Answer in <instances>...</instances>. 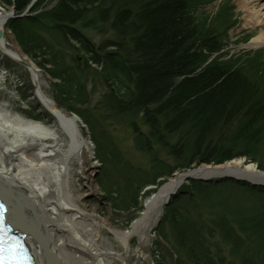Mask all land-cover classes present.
<instances>
[{"label":"rangeland","instance_id":"rangeland-1","mask_svg":"<svg viewBox=\"0 0 264 264\" xmlns=\"http://www.w3.org/2000/svg\"><path fill=\"white\" fill-rule=\"evenodd\" d=\"M57 1H38L35 7H27L18 14L16 22L27 50H34L40 57L37 59L45 64V69L36 67V70L47 96L55 100L58 92L54 83H62L54 80L49 72L67 73L72 80L66 86L72 89L73 95H78L79 107L73 108L65 103L57 106L76 116L82 134L93 142L89 141L88 147H83L80 160H74L75 194L80 206L100 220L101 236L108 238L120 251L113 229H129L159 188L176 173L188 170L171 169L176 162L169 151L172 145L179 147L188 142V136L185 137L188 127L183 122L173 129L164 128L166 112L164 115L153 114L152 122H148L145 106H125L129 91L125 75L114 69L120 72L114 74L115 84L112 85L111 79L104 81L101 72L105 66L92 63L78 43L62 36L50 19ZM107 1L110 3L108 19L98 24V28L92 29L90 23L85 24L86 21L82 20L97 5H86L88 8L77 22L90 43L105 39L104 44H110V39H114L110 21L116 6L125 3L124 0H114V3L104 0L105 6ZM132 1L134 9L143 2ZM182 1L192 21L199 25V34L209 33L219 46L211 54L203 51L201 57L206 58L203 65L218 63L227 71L237 67L238 73L252 83L250 102L258 106L252 108L264 109V46L254 48L248 45L260 26L245 27L244 12L238 0ZM0 10L15 12L13 7L2 4ZM130 18L133 21L132 15ZM128 32L120 38L115 37L125 51L112 47L106 51H117L120 56L121 52H127L130 46ZM4 36L6 46L16 51L20 58L0 52V101L7 100L11 109L23 115L51 121V114L34 94L36 83L26 63H33L32 59L6 26ZM117 52L114 59L121 60L118 61L124 66V59H120ZM112 87L116 94L111 92ZM155 105L147 108L152 109ZM140 109L139 117L137 112ZM258 126L259 133L245 148L249 156L232 158L247 159L257 169V161L264 157V119H257L254 128ZM242 150L240 143L233 149L236 152ZM200 165L193 164L189 168ZM259 170L264 174V170ZM222 177H212L205 181L207 186L202 187L192 183L191 179L182 180L163 204L147 248L139 249L137 239L130 238L126 263L196 264L190 254L193 249L200 254L201 264H264V192L253 188L264 185L242 178ZM132 197L137 199L135 207L131 205ZM117 262L122 264L120 260Z\"/></svg>","mask_w":264,"mask_h":264},{"label":"trees","instance_id":"trees-1","mask_svg":"<svg viewBox=\"0 0 264 264\" xmlns=\"http://www.w3.org/2000/svg\"><path fill=\"white\" fill-rule=\"evenodd\" d=\"M30 1L0 0V4L14 8V16L7 19L5 26L37 67L45 69V64L37 59L39 56L34 50H27L22 31L16 22L19 18L17 15ZM142 1L135 9L132 0H124V6H116L110 21L115 36L110 39V44H104L105 39L90 43L77 26L88 8L86 5L97 6L88 17L82 19L86 21L85 24L90 23L92 29H96L100 23L107 21L110 7L108 1L105 6L104 0H58L50 13V19L65 39L69 37L78 43L92 63L105 66L101 72L104 81L111 79L112 85L115 84L114 74L120 72L114 69H119L125 75L129 83L125 106H145L144 113L148 122H152L153 114L158 112L164 115L166 112L164 128L173 129L183 122L187 125L185 137L188 136V142L179 147L170 146L169 151L176 162L171 169L184 170L193 164H219L234 157L249 156L245 148L259 133V126L254 128V125L258 118L264 119V109L252 108L256 107L250 102L252 83L238 73L240 70L237 67L227 71L218 63L203 65L206 62V58L201 57L203 51L211 54L219 46L209 33L204 36L199 34L201 29L190 18L182 0ZM131 15L133 21H130ZM126 31H130V46L120 56L117 51L125 50L115 37L124 36ZM109 47L118 50L106 51ZM116 52L120 59H124V66L119 62L121 60L114 59ZM49 73L54 80L62 82L54 83L58 92L54 98L56 102L79 107L81 100H78V95H73L72 89L66 86L72 81L70 76L67 73ZM115 90L111 88L114 94ZM152 104H156L154 108H147ZM237 143L241 144L242 151H233ZM257 166L264 170V157L257 161ZM191 182L200 187L207 186L205 181L191 179ZM253 188L264 192V187ZM136 200L132 197L131 205L134 207ZM171 219H174L173 215ZM190 250L194 262L201 264L200 254Z\"/></svg>","mask_w":264,"mask_h":264},{"label":"bare ground","instance_id":"bare-ground-1","mask_svg":"<svg viewBox=\"0 0 264 264\" xmlns=\"http://www.w3.org/2000/svg\"><path fill=\"white\" fill-rule=\"evenodd\" d=\"M237 2L244 12L245 27L260 26L248 45L264 46V0ZM9 13L0 10V52L19 59L5 43L4 23ZM26 63L36 83L34 94L52 120L23 115L11 109L7 100L0 101V205L6 224L19 233L33 264H118L117 260L127 264L130 238L137 239L139 249L147 248L163 204L187 176L230 175L264 183L263 171L244 158L176 173L146 202L129 229H113L121 247L115 249L101 236L98 217L86 212L75 194L74 160L81 159L90 139L82 134L77 117L59 108L44 92L37 65ZM137 115L141 116V109Z\"/></svg>","mask_w":264,"mask_h":264},{"label":"snow or ice","instance_id":"snow-or-ice-1","mask_svg":"<svg viewBox=\"0 0 264 264\" xmlns=\"http://www.w3.org/2000/svg\"><path fill=\"white\" fill-rule=\"evenodd\" d=\"M22 251V245L14 243L10 237L6 238L4 221L0 219V264H24V261L18 258ZM6 256H12L14 259H6Z\"/></svg>","mask_w":264,"mask_h":264},{"label":"water","instance_id":"water-1","mask_svg":"<svg viewBox=\"0 0 264 264\" xmlns=\"http://www.w3.org/2000/svg\"><path fill=\"white\" fill-rule=\"evenodd\" d=\"M30 5H31V3H30ZM29 5V6H30ZM0 35H1V32H0ZM186 172H188V171H186ZM186 172H184V173H186ZM224 177H228V178H235V179H238V177H234V176H230V175H224ZM192 178H199V179H201V180H210L211 178H206V177H202V176H199V177H194V176H187L186 178H185V180L186 179H192ZM253 184L254 183H256V182H252ZM262 184H264V183H262Z\"/></svg>","mask_w":264,"mask_h":264}]
</instances>
